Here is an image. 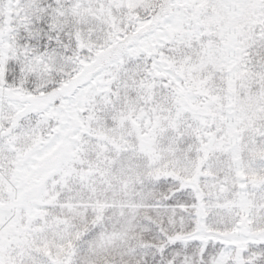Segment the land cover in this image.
Segmentation results:
<instances>
[{
	"label": "snow or ice",
	"instance_id": "snow-or-ice-1",
	"mask_svg": "<svg viewBox=\"0 0 264 264\" xmlns=\"http://www.w3.org/2000/svg\"><path fill=\"white\" fill-rule=\"evenodd\" d=\"M0 264H264V0H0Z\"/></svg>",
	"mask_w": 264,
	"mask_h": 264
}]
</instances>
